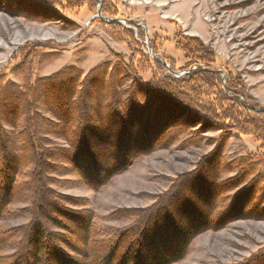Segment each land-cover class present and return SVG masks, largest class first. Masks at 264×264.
<instances>
[{
	"label": "trees",
	"instance_id": "16d2710c",
	"mask_svg": "<svg viewBox=\"0 0 264 264\" xmlns=\"http://www.w3.org/2000/svg\"><path fill=\"white\" fill-rule=\"evenodd\" d=\"M43 1L53 8L41 5L45 13L54 9L78 11L82 7L96 12L97 5V0ZM100 1L102 15L114 16L110 12L109 0ZM104 27L114 41L129 42L139 47L132 30L118 23H105ZM137 36L139 41H144L143 30L138 29ZM175 42L185 55V69L193 65L210 69L214 55L197 38L179 35ZM136 50L134 55L139 56L145 70L152 73V80L148 83L136 75L133 66L122 60L116 64L100 63L85 75L80 69L69 66L48 77L32 78L31 56L39 59L38 64L47 63L54 57L52 54H40L37 47L27 50L18 67L12 70L14 76L22 77L24 85L19 86L0 77V151L4 160L0 167V191L3 190V195H0V222L24 214L31 217L24 226L0 230V264H175L184 257L191 241L208 230L210 214L214 207L220 208L215 200L221 198L222 204V196L240 187L243 188L232 196V201L222 205L220 213L212 219L215 221H209L224 225L240 219L264 221V173L257 172L260 166H264V158L251 155L228 164L222 162L231 131L251 136L264 144L262 108L247 97L240 80L230 74L226 77L225 92L220 75L214 71L194 70L173 78L165 74L166 68L159 60L148 57L138 48ZM152 51L157 55L153 46ZM169 66L172 67L170 63ZM127 81L131 83L126 98H123L119 90ZM47 97L52 101L49 102ZM8 98L17 100V104H4L3 100ZM164 102L170 103L172 109L167 110L165 106L168 103ZM161 114L159 122L157 116ZM19 124H23V128L18 133L15 130ZM147 125L152 128L154 137L139 152L123 147L110 150L109 154L101 150L96 154L102 157L97 159L90 151L89 144L104 147L110 143L109 132L115 128L120 131L131 129L139 136ZM193 128H197L195 134L190 133ZM168 131L171 133L166 135ZM209 132L220 133L216 140L211 141L214 147L204 162L206 165L214 162L215 166L211 174V213L208 211L200 217L203 222L198 227H191L180 235L176 232L178 230H171L169 213L163 209L168 208L170 201L171 204L180 202V199L175 200L179 186L199 175L198 169L182 177L180 182L176 181L172 189L151 207L138 212L114 213L112 219L132 218L133 224L107 233L96 230L92 213L75 212L67 207L74 206L72 202L76 200L57 194L48 187L57 181L53 176L72 175L78 177L80 185L99 190L127 170L138 157L161 148L162 141H165L164 147H168L180 137L192 134L194 137L186 142V146L193 145ZM170 136L172 139L163 140ZM59 141L65 146H58ZM137 143L140 142L136 141V146ZM57 162L61 165L54 169L52 165ZM229 173H234V176L220 179ZM23 175L27 181L21 183ZM22 191H29V196L26 198ZM52 193L58 196L54 198ZM244 194L246 202H237ZM19 201L28 202V208L11 213L8 207ZM47 207L52 209L51 213H46ZM52 211L65 221L78 220L82 235L76 237L63 220L52 217ZM158 211L162 212L163 226L150 231L147 223L158 220L153 219ZM9 249L14 250L11 255H1L2 251ZM120 249L126 254L117 255ZM263 260L264 248L246 264H258Z\"/></svg>",
	"mask_w": 264,
	"mask_h": 264
},
{
	"label": "rangeland",
	"instance_id": "374dc122",
	"mask_svg": "<svg viewBox=\"0 0 264 264\" xmlns=\"http://www.w3.org/2000/svg\"><path fill=\"white\" fill-rule=\"evenodd\" d=\"M101 4V1L97 0L96 12L82 7L78 11L54 9L45 13L41 5L53 8L43 0H0V77L4 81L19 86L24 85L22 77L14 76L12 70L18 67L22 55L27 50L32 51L37 47L40 54H52L54 57L47 63L38 64L39 59H33L31 56L29 60L33 65L32 78L48 77L69 66L80 69L85 75L100 63L116 64L118 60H122L126 65L133 66L136 75L144 83H148L152 80V73L145 70L139 56L134 55L133 52L138 48L148 57L159 60L165 68L167 65L174 73L188 71L190 73L194 70L224 72V79L218 74L225 92L226 77L230 74L240 80L245 87L247 97L253 99L264 112V0H109L110 12L114 14L112 17L102 15ZM98 10L105 21L96 17ZM109 19L123 21V25H120L133 31L139 47L129 42L114 41L104 27L105 23H116L107 22L106 20ZM138 29L144 31L145 39L142 42L137 36ZM179 35L197 38L211 50L214 62L209 70L202 65H193L185 69V55L177 48L175 42ZM152 46L156 49L157 55L150 56L148 48L152 51ZM165 74L176 78L167 72V68ZM130 83L131 81H127L119 90L123 98L127 96L126 91ZM47 99L49 102L52 101L49 97ZM17 102L13 98L3 100V103L9 106ZM169 104L165 106L167 110L172 109ZM159 112L161 113V109ZM44 116L49 117L46 114ZM161 118L162 114L157 116V121L160 122ZM22 125L19 124L15 132H21ZM117 126L119 127V123ZM146 127L147 129L143 128L139 136L131 129L120 131L115 128L109 132L110 145L103 147L89 144L90 151L97 159L102 157L96 154L101 150L108 151L109 154L110 150L116 151L123 147L139 152L146 147L150 138L154 137L151 133L152 128L148 125ZM196 129L193 128L190 133L195 134ZM170 133L168 131L166 135ZM192 134L180 137L176 143L168 147H164L165 141H162L161 148L138 157L127 170L113 177L99 190H90L80 185L78 177L72 175L53 176L57 181L48 187L73 201L78 200V203L71 201L75 205L67 207L75 212L92 213L96 230L107 233L133 224L132 218L112 219L114 213L138 212L151 207L178 181L180 182L182 177L191 175L198 169L199 175L193 176L179 186L175 200L180 199V202L173 201L175 204H171L170 201L168 208L163 209L167 214L169 213L171 230H178L176 232L180 235L189 231L191 227H198L203 222L200 217L208 211L211 213L209 207L213 192L211 174L215 166L214 162H209L207 165L204 162L213 150L211 141L216 140L220 133L203 134L200 142L186 146V142L194 137ZM171 137L163 140L172 139ZM136 141L140 142L137 143L138 147L135 145ZM57 145L65 146L60 141ZM43 147L48 148L47 145ZM251 155L264 158V144L256 142L251 136L239 135L231 131V138L225 148L222 162L228 164ZM1 156L0 151V167L4 161ZM59 165L61 164L57 162L52 166L56 169ZM257 172L264 173V166H260ZM233 176L234 173H229L222 175L220 179L226 180ZM26 181L27 178L20 179L21 183ZM0 182H2L1 174ZM242 188L222 196V204L221 198H217L215 203L217 201V204L219 203L217 206L220 208L214 207L209 220L215 221L212 219L220 213L222 205L231 202L232 196ZM2 192L1 189L0 195H3ZM28 192L22 191V195H26L27 198ZM55 193H52L54 198L58 196ZM246 200L244 194L237 202L243 204ZM184 204L188 206L182 208ZM28 206V202L19 201L11 204L8 210L11 213L21 212ZM46 209V213H51L52 209L48 207ZM247 209L246 206L245 210ZM161 213L158 211L156 217H153V219L157 218V221L152 219L153 221L147 223L146 226L150 231L157 226H163ZM52 217L63 220L76 237L82 235L78 220L65 221L57 214L54 215L53 211ZM30 220L28 214L14 219H4L0 222V230L19 228L28 224ZM209 220L208 230L191 241L184 257L175 264H246L252 256L264 248L263 220L240 219L225 225ZM122 251L117 250V255L126 254L125 250L124 253ZM13 252V249H9L2 251L1 255L9 256ZM140 253L144 256V252L140 250ZM258 264H264V260Z\"/></svg>",
	"mask_w": 264,
	"mask_h": 264
},
{
	"label": "water",
	"instance_id": "95a60500",
	"mask_svg": "<svg viewBox=\"0 0 264 264\" xmlns=\"http://www.w3.org/2000/svg\"><path fill=\"white\" fill-rule=\"evenodd\" d=\"M96 17H98L100 20H104V21H105V19L102 17V15H101V13H100L99 10H98L97 13H96ZM106 21H107V22H116V23H118V24L123 25V21H121V20L109 19V20H106ZM148 51H149L150 56H154V54L152 53V51H151L150 48H148ZM164 65H165V63H164ZM165 66H166V68H167V72H168L170 75H172V76H174V77H176V78L181 77V76H183L184 74L189 73V71L186 72V73H184V72H182V73L175 72V73H174V72H171V71L169 70V67H168L167 65H165ZM217 72L222 76V79L225 78V73H224V72H221V71H217ZM223 84H224V83H223Z\"/></svg>",
	"mask_w": 264,
	"mask_h": 264
},
{
	"label": "bare ground",
	"instance_id": "6f19581e",
	"mask_svg": "<svg viewBox=\"0 0 264 264\" xmlns=\"http://www.w3.org/2000/svg\"><path fill=\"white\" fill-rule=\"evenodd\" d=\"M155 1H156V0H155ZM188 1H189V0H188ZM191 1H192V0H191ZM187 3H188V2H187ZM200 5H201V4H200ZM189 6H190V5H189ZM202 7H203V6H202ZM198 9H200V8H198ZM170 11H171V10H170ZM195 11H196V10H195ZM195 11H193V12H194L193 14H195ZM199 11H200V10H199ZM196 12H197V11H196ZM191 13H192V11H191ZM173 14H174V13L172 12L171 15H173ZM195 17H196V16H195ZM95 18H96V17H95ZM198 25H199V24H198ZM197 28H198V27H197ZM198 29H199V28H198ZM200 29H201V28H200ZM200 29H199V30H200Z\"/></svg>",
	"mask_w": 264,
	"mask_h": 264
}]
</instances>
